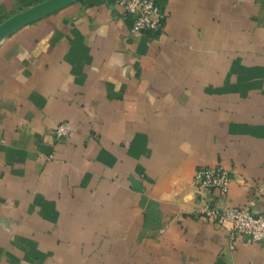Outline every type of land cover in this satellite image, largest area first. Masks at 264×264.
<instances>
[{
    "label": "crops",
    "instance_id": "0c3cea01",
    "mask_svg": "<svg viewBox=\"0 0 264 264\" xmlns=\"http://www.w3.org/2000/svg\"><path fill=\"white\" fill-rule=\"evenodd\" d=\"M156 1L161 32L81 0L0 42V264H264L200 214L264 211V0ZM200 165L228 192L196 191Z\"/></svg>",
    "mask_w": 264,
    "mask_h": 264
},
{
    "label": "built area",
    "instance_id": "2783aa9c",
    "mask_svg": "<svg viewBox=\"0 0 264 264\" xmlns=\"http://www.w3.org/2000/svg\"><path fill=\"white\" fill-rule=\"evenodd\" d=\"M123 8L131 24L133 33L161 32L164 29L165 15L156 0H114ZM73 132L72 122L61 121L55 128L58 140L69 138ZM233 173L221 165H200L193 177V187L199 193L218 189L228 192ZM253 202L247 205H227L219 207L206 203L200 211L201 216L228 230L231 239L245 238L249 242L264 243V211L252 209Z\"/></svg>",
    "mask_w": 264,
    "mask_h": 264
},
{
    "label": "water",
    "instance_id": "95a60500",
    "mask_svg": "<svg viewBox=\"0 0 264 264\" xmlns=\"http://www.w3.org/2000/svg\"><path fill=\"white\" fill-rule=\"evenodd\" d=\"M78 1L81 0H44L14 14L0 24V42L22 27Z\"/></svg>",
    "mask_w": 264,
    "mask_h": 264
}]
</instances>
